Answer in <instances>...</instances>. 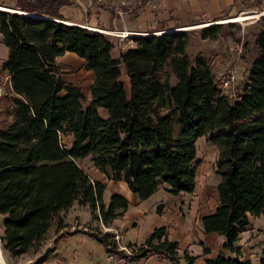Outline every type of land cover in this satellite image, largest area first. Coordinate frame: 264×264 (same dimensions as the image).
Wrapping results in <instances>:
<instances>
[{"label": "trees", "instance_id": "obj_1", "mask_svg": "<svg viewBox=\"0 0 264 264\" xmlns=\"http://www.w3.org/2000/svg\"><path fill=\"white\" fill-rule=\"evenodd\" d=\"M9 1L11 9L40 17L22 19L0 10L1 42L7 49L0 92L3 251L11 258L36 252L51 227H65L59 214L73 203L86 206L104 227L122 215L125 198L112 194L103 204L104 185L77 163L87 156L105 179L122 181L140 201L158 189L177 197L192 193L195 142L203 137L215 148L213 174L219 179L215 210L199 223L203 233L222 238L217 256L206 264H264V257L258 263L242 259L233 246L248 216H262L264 224L263 16L249 43L241 45L243 52L253 50L231 97L215 82L209 58L186 52L193 33L201 40L215 39L222 24L169 33H160L167 29L158 26L131 37L130 47L112 57L113 37L65 24L60 9L72 0ZM64 52L82 59V68L92 74L86 104L82 89L63 79L73 73L56 61ZM83 234L128 263L150 255L177 263L176 242L162 227L139 244L126 243L130 256L117 248L112 231Z\"/></svg>", "mask_w": 264, "mask_h": 264}, {"label": "crops", "instance_id": "obj_2", "mask_svg": "<svg viewBox=\"0 0 264 264\" xmlns=\"http://www.w3.org/2000/svg\"><path fill=\"white\" fill-rule=\"evenodd\" d=\"M85 1L87 0H84V2ZM99 1L104 2L106 5L111 4V6L103 5L104 8L111 10V12L117 13L119 16H121V14L124 16L126 13H130L129 15L132 17L134 16L135 20L133 19L134 21L127 22V24L123 21L121 23L120 19H115V14L111 15L107 11H103L107 14L103 19H98V15L94 13L93 15L88 16V19L85 20L84 24L91 27H97L105 31H109L111 29L110 31L127 32L132 34L138 33L137 31L141 30L144 32H147L146 30H154L158 26H164V28H169L173 25H175V27L172 28L182 27L184 24L191 22V20L198 15V12H200L199 9H205L207 14L210 13L215 15L214 10L216 7L213 0H161L159 7L162 10H160V12L150 14L142 8V3H140L141 0ZM72 5L73 4L69 7ZM115 5H126V10L123 12L116 11L117 7H115ZM261 7L264 8V5ZM164 9L166 10L163 11ZM60 12L67 19L65 23L67 22L77 26L82 25L81 14H69L68 7L60 9ZM263 14L264 11L261 12L260 15ZM184 29L188 30L189 28ZM131 37H133V35H131L130 38ZM113 38L116 42V47L112 48L111 55L112 57H118L120 52L130 47L131 43H123V40H119L116 36H113ZM117 42H119L118 45ZM0 52L4 54V50L1 45ZM56 61L60 64L84 71L87 84L85 90L82 89V91L84 94V104H86L89 100V86L92 81V74L90 71H86L82 68V59L73 53L64 52L56 58ZM71 63L73 65H70ZM123 75L124 74L122 73L120 80L124 92L128 96L129 84L126 80H124L125 78H122ZM5 76V74L0 75V92L1 84L5 80ZM63 79L66 83L79 87L78 83L67 81L65 76H63ZM126 85H128V93H126ZM97 112L100 117H106L105 110L98 108ZM63 141L67 144V137H63ZM84 158H87L89 161L88 169L85 170L82 168L88 177L91 180L102 183L104 187L108 186L109 188H112L111 190L113 193L118 192L127 202L126 209L122 215L114 219L109 227H106L116 233L118 237L117 245L124 246L128 242L132 244H139L147 236V234L152 231V229L162 227L165 230L167 238L176 242V256L178 257L176 264H206L207 260L213 259L217 256L218 244H220L221 237L213 232L208 234L203 233L199 223V218L212 213L216 204L217 194L215 185L219 179L217 175H213L214 185L210 187L207 185L205 180L211 177L210 175L213 173L207 175L209 177L205 178V180L204 178L201 179L200 184H196L199 169L196 166L195 186L192 193L181 194L177 197L165 193L162 189H158L150 197L140 201L136 195L132 194L125 187V185H123L122 181L113 182L105 179V177L92 166L90 157L87 156ZM202 185L207 186L200 188ZM208 190L210 192L209 196H207ZM76 207L80 206L73 203L65 211V216L62 219V223L65 227L60 230H55L51 227L46 233L44 240L41 242L40 247L36 252L33 251V255L31 257H26L21 260V256L27 252L15 258L9 257L5 252L4 258H2V254L0 252V264H108L105 257V250L96 241L83 234L85 228H80L82 221L76 216L72 217V221L67 220L69 219L68 213L70 211L72 214L78 213L79 208ZM75 219H78V221H75ZM67 226H70L68 230L66 229ZM73 226H75V228H73ZM244 233H246V230L238 235V239L239 236ZM236 247L239 248V256L242 259L250 260L244 256V247H242L241 244ZM251 262L258 263V261ZM130 264L174 263H171L163 256L150 255Z\"/></svg>", "mask_w": 264, "mask_h": 264}, {"label": "rangeland", "instance_id": "obj_3", "mask_svg": "<svg viewBox=\"0 0 264 264\" xmlns=\"http://www.w3.org/2000/svg\"><path fill=\"white\" fill-rule=\"evenodd\" d=\"M72 2L73 5L71 7L68 6V13L69 14L72 13V15L73 13L79 15L81 14L82 25H84V22L86 19H88V16L93 15L94 13L98 15V19L100 18L103 19L104 16L107 15L103 11H107L111 15L115 14L116 17L115 19L117 20L120 19L121 23L123 21L126 22L125 24H127V22L135 20L134 16L132 17L131 15H129L130 13H126L125 14L126 16L125 15L123 16V14L119 16L117 13L111 12V10L103 7V5L111 6V4L106 5L104 2H101L99 0H94V1L87 0L85 2L84 0H72ZM160 2L161 0H141L140 3H142L141 4L142 8L146 10L147 13L154 14L162 10L159 7ZM213 2L216 5L214 10L215 15H212L210 13L207 14L205 9H199L200 12H198V15L195 16V18L192 19L191 22H189L188 24H184L182 27H177V28H172L175 27V25H173L169 28H166L167 30L165 31L185 30L184 28H189L188 30L194 29L193 31L196 32L195 30H198V28L202 26H210V25L216 26L222 24L221 25L222 27L220 28L217 37L215 39L201 40L198 38L196 33H193L190 36L188 46L186 47V52L188 56H192L196 52H199L202 55L208 57L210 60V67L215 78L220 76L224 72V70L228 68L234 69L235 71L234 74L237 80V84H239L245 75L246 68L248 66V62L251 58L252 50H253L252 47L251 48L249 47L247 51L243 52V50L241 49V45L243 42L249 43L251 34L257 28L260 27V22L258 21V19L260 18V16H263L264 18V14L263 15H258V14L264 11V8L261 7L264 5V0H259L260 2L259 6L256 5L257 0H213ZM0 5H2L1 7L11 8L12 2L9 0H0ZM125 6L126 5L124 6L115 5V7H117L116 11H120V12L125 11L126 10ZM165 10L166 9H164L163 11ZM18 15L20 16V14ZM20 17L22 19L26 18L25 16H20ZM238 17H246V18L243 20H236V18ZM228 23H231L232 26L228 27L227 26ZM110 32L112 33L108 34L110 35L109 37H113L114 35L112 34H114V32L116 31H110ZM137 32L147 34V32H144L142 30ZM160 32H164V31H160ZM129 39L130 37H124L121 40H123V43L130 44ZM0 45L4 50V54L0 52V75H2L3 72L1 71V65L6 59L7 49L4 47L1 41H0ZM70 65L73 64L71 63ZM72 69H73V73L65 74L64 75L65 79L72 83H78L79 87L85 90L87 83H86V76L84 71L74 68ZM120 70L123 72L122 66H120ZM122 78H125L124 80H126L128 83V79L125 75H123ZM126 93H128V85H126ZM195 146H196V155L194 158V163L199 168L196 184L198 183L200 184L201 179L204 178L205 180V178L209 177L207 175L213 173L212 164L216 156V151L215 148L210 143L206 142L203 137L199 138L195 142ZM77 163L81 168L85 170L88 169L89 161L87 158L79 160ZM213 175L214 174L210 175L211 177L205 180V182H207V185L209 187L214 185ZM123 185L125 184L123 183ZM207 185H202L200 188L206 187ZM111 189L112 188H109L108 186L104 187L102 194V201L103 204L105 205L108 204L109 197L112 194L120 195L118 192L113 193ZM207 193H208L207 196H209L210 195L209 190ZM216 205L217 204H215L212 213ZM76 208H79L78 213L72 214L70 211L68 213L69 216V219H67L68 221H72V217L76 216L78 217V219L82 221L80 228L83 227L87 231H94L95 229L104 231L101 227L102 224L100 222H97L95 219H93L90 210L86 206H80ZM59 215L63 219L65 216V211L61 212ZM78 219H75V221H78ZM3 220L4 217L0 216V232H1ZM248 223L249 224L245 229L246 233L239 236V239H237L234 242L233 246L237 248L236 246H239L241 244V246L244 247V251H243L244 256L249 258L253 262H257L259 259L264 257V254L262 252L264 250V224H263L262 216H258V217L249 216ZM69 228L70 226L66 227L67 230ZM73 228H75V226H73ZM218 236L221 237L220 235ZM0 250H1L0 252L2 254V258H4L5 252L1 247V243H0ZM32 255H33V251H29L23 256H21V260L25 259L26 257H31ZM107 262L108 264H110L108 260Z\"/></svg>", "mask_w": 264, "mask_h": 264}, {"label": "built area", "instance_id": "obj_4", "mask_svg": "<svg viewBox=\"0 0 264 264\" xmlns=\"http://www.w3.org/2000/svg\"><path fill=\"white\" fill-rule=\"evenodd\" d=\"M261 13H259L258 15H260ZM79 27H82L84 29L90 30V31H96V32H100L103 34H110L112 32L110 31H105L102 30L100 28L97 27H91V26H87V25H79ZM131 35L133 36H137V35H146V34H141V33H127V32H114V36H116L119 40H121L124 37H130ZM119 44V42H117V45ZM235 71L232 68H228L226 70H224V72L218 76L217 78H215V82L217 83V85L219 86L220 90L222 93L228 94L229 96L233 97L234 96V88L237 85V80L235 77ZM102 229L104 231H112L108 228H105L101 225ZM117 235L115 232H113V240L115 241L116 245H117ZM117 248L122 250L124 252L125 255L130 256V251L127 250L124 246H119L117 245ZM107 256V260L109 261L110 264H130L128 263L124 258L116 256V255H110V254H106Z\"/></svg>", "mask_w": 264, "mask_h": 264}, {"label": "water", "instance_id": "obj_5", "mask_svg": "<svg viewBox=\"0 0 264 264\" xmlns=\"http://www.w3.org/2000/svg\"><path fill=\"white\" fill-rule=\"evenodd\" d=\"M1 7V6H0ZM0 10H4V11H7V12H12V13H15V14H18V13H16V12H14V11H12V10H14V9H11V8H8V7H2V8H0ZM22 16H24V15H22ZM27 17H40V16H38V15H36V16H27ZM62 23V22H61ZM65 24H67V25H73V24H70V23H65ZM73 26H77V25H73ZM77 27H79V26H77ZM173 31H176V30H173ZM170 32H172V31H170ZM166 33H169V32H166ZM137 36H141V35H137ZM134 37V36H133Z\"/></svg>", "mask_w": 264, "mask_h": 264}, {"label": "bare ground", "instance_id": "obj_6", "mask_svg": "<svg viewBox=\"0 0 264 264\" xmlns=\"http://www.w3.org/2000/svg\"><path fill=\"white\" fill-rule=\"evenodd\" d=\"M0 8H2V7H0ZM12 11H14V12L20 14V16H21V15H24V16H36V15H34V14L25 13V12H21V11H18V10H12ZM245 18H246V17H238V18H236V20H243V19H245ZM166 32H170V31H166ZM160 33H161V32H160ZM0 260H1V259H0Z\"/></svg>", "mask_w": 264, "mask_h": 264}]
</instances>
